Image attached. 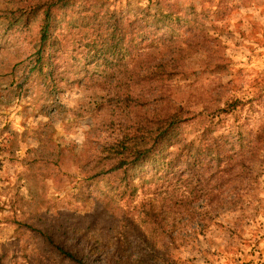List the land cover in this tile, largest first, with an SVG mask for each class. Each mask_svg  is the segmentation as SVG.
I'll list each match as a JSON object with an SVG mask.
<instances>
[{
  "label": "rangeland",
  "instance_id": "rangeland-1",
  "mask_svg": "<svg viewBox=\"0 0 264 264\" xmlns=\"http://www.w3.org/2000/svg\"><path fill=\"white\" fill-rule=\"evenodd\" d=\"M9 1L0 0V9ZM159 1L165 2L164 10L171 8L176 17L188 20L182 23L183 27L174 28L177 43L187 46L192 36L187 27L199 22L209 27L213 36L208 42L210 46H200L194 49L195 53L191 51L184 56L183 75L173 77L158 86V91L151 92L161 100L157 103L159 106H146L150 110L139 106L132 94L123 100L124 97H120L123 89L115 93V78L103 87L94 81L70 80L62 83V91L50 97L41 94L40 78L45 71L21 77L17 70L10 78V73L5 74L4 69L8 64L1 55L8 50L13 53L12 43L25 50V34H12L14 42L6 40L1 35L0 21V44H5L0 48V264H39L40 259L46 264H60L56 250L47 248V256L44 255L45 239L28 223L41 226L39 219L47 213L48 222L57 224V210H73L76 216L89 218L98 206L100 209L111 198L107 179L96 183L91 178L82 179L69 156L57 163L58 148L72 149L75 158L90 157L100 148L98 142L112 139L122 124L138 125L137 122H145L158 109L169 110L175 104L194 109L208 103L213 108L216 103L223 106L226 100L234 99L243 106L241 122L249 126L264 123V0H99L104 4L102 10L119 14L126 21L135 20L134 28L146 24L147 19L140 16L154 13ZM86 2L88 4L86 0H75L71 7L56 12L57 44L61 48L57 51L56 44L50 52L56 60L57 52L64 51L62 56L65 55L69 64L74 63L80 53L75 52L72 42L79 48L89 41L85 38L88 20L83 19L88 7L84 8ZM197 29L196 34L200 32V28ZM143 32H151L150 39L141 44L146 50L151 47L150 41L161 43V38H167L162 29L156 30L154 26H146ZM137 37L141 39V35ZM211 64L219 67L214 71L203 69ZM113 97L121 99V104L131 103L136 111L135 116H129L130 121L125 116L126 106L116 107V125L113 130H107L104 122L110 116L106 111L113 108L105 106H111ZM166 153L164 149L159 152L158 162H163L159 158ZM259 177L254 188L245 185L249 186L247 192L243 191L238 202L213 212L204 231L192 230L187 234V242H178L170 264H264V174ZM146 186L120 198L113 196L115 204L125 209L131 217L128 219L133 218L139 229L130 227L124 219L115 224L98 219L97 222L111 225V230L101 224L94 225L93 231L100 232L98 236L110 242V250H116L119 236V241L124 246L130 245L133 251L137 244L140 246L137 235L126 238L125 233L146 230L140 204L151 200L158 203L162 198L157 192L160 185ZM36 211L40 212L34 218L36 221L20 223ZM118 228L123 229V233ZM162 264L169 263L163 261Z\"/></svg>",
  "mask_w": 264,
  "mask_h": 264
},
{
  "label": "trees",
  "instance_id": "trees-1",
  "mask_svg": "<svg viewBox=\"0 0 264 264\" xmlns=\"http://www.w3.org/2000/svg\"><path fill=\"white\" fill-rule=\"evenodd\" d=\"M86 1L88 4L86 2L84 8L90 9L86 8L83 19L88 20L85 38L89 41L85 40V47L82 44L79 48L72 42L75 52L80 53L72 64L62 56L64 51L57 52V60L50 52L59 41L57 13L71 7L75 0H10L5 4L0 9L1 35L14 42L12 34L22 32L26 40L25 50L12 43L14 54L10 50L2 53V60L8 64L5 74L10 73L11 78L18 70L21 77H31L45 71L40 78L41 94L48 97L62 91V83L70 80L94 81L103 87L115 78V93L123 89L120 96L123 100L132 94L139 106L150 110L146 106H159L157 103L161 100L151 92L185 73L182 62L188 53H195L194 49L200 46H210L208 42L213 34L200 22L188 25V33L192 36L187 46L177 43L174 28L183 27L182 23L188 20L176 17L171 8L164 10L165 2L159 1L154 13L140 16L147 22L134 28L135 20L126 21L119 14L102 10L104 4L99 0ZM145 25L162 29L167 38H161V43L150 41L151 47L146 50L141 44L150 39L151 32L141 33ZM197 28L200 32L196 34ZM66 46L70 48L69 44ZM4 47L5 44H0V48ZM60 48L57 44V51ZM218 67L211 64L203 69L214 71ZM120 102L121 99L113 97L111 106H105L113 108L106 111L110 116L104 122L107 130H113L116 125V107L126 106L125 116L130 121L129 116H135L136 110L131 103ZM239 104L237 100L228 99L223 106L216 103L213 108L208 103L194 109L176 104L169 110L160 108L145 122L119 126L117 135L104 143L98 142L100 148L84 159L75 158L72 149L58 148L57 163L69 156L82 179L91 178L95 183L107 179L111 198L100 209L98 206L89 218L76 216L73 210H57V224L48 222L47 213L39 219L41 226L28 223L45 239L43 254L47 256L48 249L56 250L60 264H162L163 261L170 264L178 242H187V234L192 230L204 231L213 212L238 202L243 191L247 192L249 186L245 185L254 188V183L264 174V123L249 126L241 122L243 106ZM163 149L167 153L159 158L163 162H158V154ZM152 184L161 186L157 192L162 198L158 203L151 200L140 204L146 225V230L141 231L133 218L128 219L131 217L125 209L115 204L113 196L120 198L140 186ZM38 213L26 216L20 223L36 221ZM98 219H106L110 224L124 219L130 227H137L125 233V237L137 235L140 246L137 244L138 248L133 251L130 245L124 246L119 241V236L116 250H110V242L100 238L98 234L101 233L93 228L101 224L111 230L112 226L105 221L97 222ZM118 230L123 233V229ZM39 262L46 264L43 259Z\"/></svg>",
  "mask_w": 264,
  "mask_h": 264
}]
</instances>
